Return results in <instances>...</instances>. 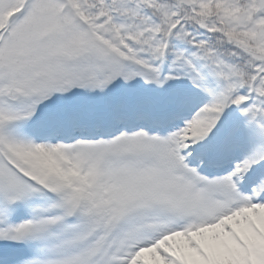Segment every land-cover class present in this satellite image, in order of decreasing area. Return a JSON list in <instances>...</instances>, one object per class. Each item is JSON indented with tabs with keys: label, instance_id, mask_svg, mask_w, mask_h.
Segmentation results:
<instances>
[{
	"label": "snow or ice",
	"instance_id": "6c2138e0",
	"mask_svg": "<svg viewBox=\"0 0 264 264\" xmlns=\"http://www.w3.org/2000/svg\"><path fill=\"white\" fill-rule=\"evenodd\" d=\"M0 264H264V0H0Z\"/></svg>",
	"mask_w": 264,
	"mask_h": 264
}]
</instances>
